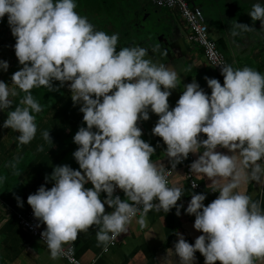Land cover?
Listing matches in <instances>:
<instances>
[{"label": "clouds", "instance_id": "1", "mask_svg": "<svg viewBox=\"0 0 264 264\" xmlns=\"http://www.w3.org/2000/svg\"><path fill=\"white\" fill-rule=\"evenodd\" d=\"M76 8L77 0H0V18L7 14L15 55L22 65L11 76L16 87L0 79V110L8 109L3 127L18 131L20 144L31 142L37 132L34 113L42 109L31 89L53 90L59 87L54 80L60 85L70 82L72 100L80 104L87 125L73 136L79 169L66 163L55 165L45 176L46 181H54L52 186L41 184L27 196L37 227L46 224L41 239L50 256L68 255L70 242L93 225L98 244L107 250L110 242L128 231L137 212H142V225L153 208L167 213L175 207L176 215L181 214L183 203L177 201L184 192L170 186L165 170L151 159L156 148L142 138L138 125L149 119L151 109L159 114L151 131L163 138L172 167L190 152L200 153L190 169L211 178V190L218 192L207 204L206 193L192 192L184 211L195 214L194 228L202 231L194 243L176 232L172 249L180 264H194L197 250L204 264L217 260L256 264L257 258H264V204L237 189L242 166L250 168L252 179L264 176V165L258 162L264 158V73L250 66L217 63L223 83L205 75L209 94L193 79L184 84L175 106L170 107L168 97L179 83L175 68L154 61L146 47L117 48L118 33L97 29ZM248 13L264 28V2L256 0ZM253 28L236 21L232 34ZM8 67L9 61L0 59V69ZM17 89L25 95L12 108L10 97L18 95ZM42 135L52 141L49 130ZM217 146L228 148L230 154ZM42 149L43 145L38 146ZM218 177L229 179L220 184ZM4 179L0 176V183ZM89 181L92 186L86 187ZM117 188L127 199L114 194ZM102 192L106 193L103 198ZM16 198L22 207L23 200Z\"/></svg>", "mask_w": 264, "mask_h": 264}, {"label": "crops", "instance_id": "2", "mask_svg": "<svg viewBox=\"0 0 264 264\" xmlns=\"http://www.w3.org/2000/svg\"><path fill=\"white\" fill-rule=\"evenodd\" d=\"M129 1L130 4L126 6L128 10L123 17L119 16L121 21L117 25L110 24L108 33L119 34L117 48L129 45L146 47L148 55L154 61L175 68L179 83L168 97L170 107L175 106L184 84L193 79L209 94L211 88L204 79L205 75L218 78L223 83L219 72L208 62L202 50L190 40L188 25L176 9L157 7L152 0ZM190 1L204 10L210 37L217 42L233 67L250 66L264 73V28H261L259 19L253 21L248 13L256 0ZM236 21L248 23L255 28L237 30L233 35L232 26ZM68 83L70 82L62 85L64 90L56 89L52 110L45 116L34 114L37 132L27 144L19 143L18 131L3 127L5 110H0V176L5 177L0 183V264H71L62 257L53 259L47 244L33 238L14 213L15 210L31 208L27 196L35 192L41 184L52 186L54 181H46L45 176L53 171L55 165L66 163L79 169L73 156L78 147L73 136L81 125H87L79 110L80 104H74L72 100ZM18 91L20 90L17 89ZM17 97L18 95L12 97L13 102ZM158 118L159 114L149 109V119L138 121V125L142 129V138L156 148L151 159L158 167L163 168L172 164L163 138L151 131ZM45 130H49L52 141L43 138L42 133ZM40 145H43L42 150H38ZM217 150L230 154L226 147L217 146ZM193 154L195 160L200 153ZM237 158L241 159L238 152ZM240 171L242 181L237 190L248 193L253 200L264 204V176L256 180L250 178V168L242 166ZM195 177L202 186L198 190L190 186L185 165L176 164L171 186H178L184 192L177 201L178 204L183 203L180 215H176L175 207L167 213L156 208L149 210L145 223H139L140 216L132 220L128 231L121 234L119 243L107 252L102 244H98L97 226H90L71 242L75 245L78 257L85 263L93 264H180L179 257L172 249L174 241L178 239L176 232L183 233L185 239L194 243L202 231L194 228L195 214L184 211L192 192L206 193L205 204L218 195L217 191L211 190V178L196 172ZM216 179L223 184L229 178ZM85 186H92L91 182H87ZM121 192L122 198L127 199L123 190ZM101 195L103 198L106 193L102 192ZM17 196L23 200L22 207L17 203ZM105 209L110 211L111 206L105 204ZM195 256L194 264H204L205 258L199 250ZM214 264L221 263L216 261ZM256 264H264V258H257Z\"/></svg>", "mask_w": 264, "mask_h": 264}, {"label": "built area", "instance_id": "3", "mask_svg": "<svg viewBox=\"0 0 264 264\" xmlns=\"http://www.w3.org/2000/svg\"><path fill=\"white\" fill-rule=\"evenodd\" d=\"M152 2L157 7L176 9L182 15L189 28L190 40L193 41L202 50L208 62L219 72V74L223 78V75L220 71L221 65H218L217 63H231L229 62L225 53L220 49L217 42L210 37L209 27L202 7L200 5H193L189 0H152ZM199 135L202 138H206L207 134L201 132ZM193 158L194 154L193 152H190L185 159L181 160L177 164L185 165L186 177L190 186L193 188V185L195 184L196 186L193 189L198 190L202 186L195 177V172H192L190 169V164L193 161ZM258 162L264 165V158H262ZM174 168L175 167H172V165L162 168L165 170V174L167 176L168 183L170 186L172 183ZM114 194H119L122 198L121 189L117 188ZM14 213L16 214V217L20 224L24 226V228L29 232V234L33 238L38 239L46 244V241L41 239V231L46 227V224L40 223L37 227L38 218L33 215L32 208L24 209L23 211L15 210ZM141 215L142 212H137L136 216L133 217L132 220ZM121 234H119L113 242H110L108 244L107 250L104 249V251L107 252L112 247L116 246L119 243ZM70 246L72 249L71 252H69L66 256H61L62 258L67 259L71 264H93L83 262L76 253L75 245L70 242ZM68 248L69 245L66 244L65 249L67 250ZM217 261L220 262L219 260Z\"/></svg>", "mask_w": 264, "mask_h": 264}, {"label": "trees", "instance_id": "4", "mask_svg": "<svg viewBox=\"0 0 264 264\" xmlns=\"http://www.w3.org/2000/svg\"><path fill=\"white\" fill-rule=\"evenodd\" d=\"M118 0H77V12L81 15L87 16L89 21L94 24L97 29L108 32V26L114 25L118 15H115L113 10H118ZM84 10V12H81ZM10 26L7 21V14L3 18H0V32L9 31ZM2 35V33H0ZM67 83V82H65ZM54 85L59 87L49 90L46 86L33 87L31 89L33 97L42 105V109L39 112H35V115L45 116L50 110H52L55 104V92L56 89H63L58 80L53 81ZM65 85V84H64ZM25 95L23 91H19L17 99L13 102L12 108L19 104L20 99ZM70 103V101H69ZM7 117V110L4 112V120Z\"/></svg>", "mask_w": 264, "mask_h": 264}, {"label": "rangeland", "instance_id": "5", "mask_svg": "<svg viewBox=\"0 0 264 264\" xmlns=\"http://www.w3.org/2000/svg\"><path fill=\"white\" fill-rule=\"evenodd\" d=\"M118 1H119L118 10L116 11L113 10L114 14L118 15L116 20L114 21V25L119 24V22L122 19L119 16L122 15L121 17H123L126 10H128V7L126 6L128 5V3L130 4L129 0H118ZM144 1H148V0H144ZM81 12H84V10H81ZM0 33H2V35H0V59H6L9 61V67L7 71L0 69V79L4 80L5 82H8L10 88L16 87L11 82V76L12 73L18 70L20 67H22V65L19 63L18 58L15 55V49L13 47V45L15 44V37L13 36L11 30ZM12 97L10 98L12 99Z\"/></svg>", "mask_w": 264, "mask_h": 264}, {"label": "water", "instance_id": "6", "mask_svg": "<svg viewBox=\"0 0 264 264\" xmlns=\"http://www.w3.org/2000/svg\"><path fill=\"white\" fill-rule=\"evenodd\" d=\"M190 1V0H189ZM191 2V1H190ZM192 3V2H191ZM193 5H197V4H194V3H192Z\"/></svg>", "mask_w": 264, "mask_h": 264}]
</instances>
